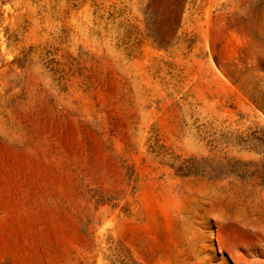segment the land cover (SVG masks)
<instances>
[{
	"label": "rangeland",
	"instance_id": "obj_1",
	"mask_svg": "<svg viewBox=\"0 0 264 264\" xmlns=\"http://www.w3.org/2000/svg\"><path fill=\"white\" fill-rule=\"evenodd\" d=\"M0 264H264V0H0Z\"/></svg>",
	"mask_w": 264,
	"mask_h": 264
}]
</instances>
